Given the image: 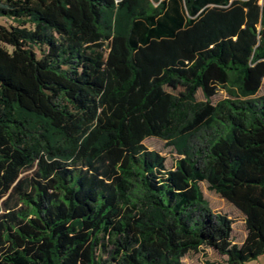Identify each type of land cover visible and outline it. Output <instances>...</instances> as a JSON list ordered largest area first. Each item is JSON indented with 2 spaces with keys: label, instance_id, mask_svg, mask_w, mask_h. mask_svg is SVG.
Returning a JSON list of instances; mask_svg holds the SVG:
<instances>
[{
  "label": "trees",
  "instance_id": "trees-1",
  "mask_svg": "<svg viewBox=\"0 0 264 264\" xmlns=\"http://www.w3.org/2000/svg\"><path fill=\"white\" fill-rule=\"evenodd\" d=\"M0 18V264L264 253V0H0ZM200 181L242 213L240 243Z\"/></svg>",
  "mask_w": 264,
  "mask_h": 264
},
{
  "label": "rangeland",
  "instance_id": "rangeland-1",
  "mask_svg": "<svg viewBox=\"0 0 264 264\" xmlns=\"http://www.w3.org/2000/svg\"><path fill=\"white\" fill-rule=\"evenodd\" d=\"M9 20L0 18V24L9 25ZM167 90H171L167 88ZM172 91V90H171ZM236 87L233 85H227L226 88H218L216 93L210 98L212 103L224 98H231L233 94H236ZM264 93V77L262 78L261 86L256 94L259 96ZM196 100H203V96L198 90L195 94ZM143 144L148 149H154L165 157V168L171 169L174 166L176 159L180 157V154L174 150L173 146L164 139L157 137H147L143 140ZM33 169L26 170L21 175H32ZM202 191L206 205L214 211L221 212L227 215L232 221L231 239L235 243H240L245 236V226L243 223V215L232 204L216 195L213 191H210L206 187L204 181L198 182ZM185 264H226L225 256L218 254L215 250L209 247L202 246L197 252L188 253L183 259ZM244 264H264V253L258 256L254 260H249Z\"/></svg>",
  "mask_w": 264,
  "mask_h": 264
}]
</instances>
